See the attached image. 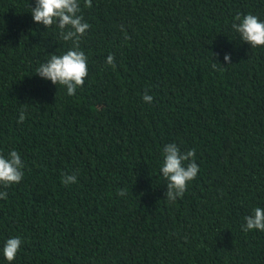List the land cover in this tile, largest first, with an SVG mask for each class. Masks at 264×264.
<instances>
[{
  "label": "trees",
  "instance_id": "1",
  "mask_svg": "<svg viewBox=\"0 0 264 264\" xmlns=\"http://www.w3.org/2000/svg\"><path fill=\"white\" fill-rule=\"evenodd\" d=\"M35 4L0 0V153L25 164L0 186V264H264V231L242 228L264 208V47L231 28L237 13L264 21V0H81L88 77L74 96L36 74L71 43ZM173 142L199 171L169 203Z\"/></svg>",
  "mask_w": 264,
  "mask_h": 264
},
{
  "label": "clouds",
  "instance_id": "2",
  "mask_svg": "<svg viewBox=\"0 0 264 264\" xmlns=\"http://www.w3.org/2000/svg\"><path fill=\"white\" fill-rule=\"evenodd\" d=\"M83 7L91 8L92 0H83ZM31 13L35 22L43 24L47 29L55 25L59 38L71 43V47L62 54L52 52L46 62L41 63L36 69V74L50 80L56 86H63L67 95L74 96L77 88H82L88 77V57L81 49L80 41L90 28V24L84 21L81 0H36L35 7H31ZM231 28L252 48L264 47V21L256 15L237 13ZM127 38L126 34L125 39ZM224 60L231 64V54L226 53ZM106 63L113 68L116 67L113 54L108 55ZM212 66L217 67L215 63ZM142 99L146 103H151L153 97L145 92ZM25 118V111L21 110L18 123H23ZM195 154L194 148L182 152L174 142L163 147L160 171L167 182L165 197L169 203L175 202L177 197L182 198L188 183L197 177L199 165L195 162ZM24 168V161L17 150L9 151L7 156L0 153V186L7 189L12 184L20 183L25 174ZM76 180L75 174H65L61 182L68 185L75 183ZM125 193L126 189L118 190L121 196ZM7 195V191H0V199H7ZM244 220L242 228L245 232L264 231V208L255 207L252 214L245 216ZM21 244L20 237L8 238L2 249L4 258L9 262L14 261Z\"/></svg>",
  "mask_w": 264,
  "mask_h": 264
}]
</instances>
